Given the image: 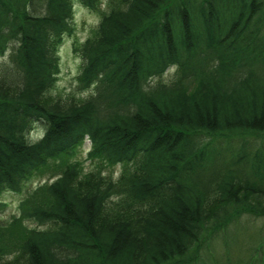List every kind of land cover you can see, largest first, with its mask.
<instances>
[{"label":"trees","instance_id":"trees-1","mask_svg":"<svg viewBox=\"0 0 264 264\" xmlns=\"http://www.w3.org/2000/svg\"><path fill=\"white\" fill-rule=\"evenodd\" d=\"M76 2L91 93L49 97ZM7 54L0 264H264V0H0Z\"/></svg>","mask_w":264,"mask_h":264},{"label":"rangeland","instance_id":"rangeland-1","mask_svg":"<svg viewBox=\"0 0 264 264\" xmlns=\"http://www.w3.org/2000/svg\"><path fill=\"white\" fill-rule=\"evenodd\" d=\"M102 3L105 0H100ZM97 8V7H96ZM105 11V6L101 4L99 8L94 11L91 10L87 6H83L78 2L75 3L73 8V18L71 19L70 23L72 24V32L68 35L63 37L62 43L59 45L57 57H59V74L57 75V81H55L54 86L46 92L47 96L57 97L59 96L62 99H83L89 96L91 91H81L77 88V75L80 72V59L78 56L74 55V45L79 43H83L86 39L91 35V30L97 27L99 24L100 12ZM9 54V52H8ZM7 55L0 57V66L2 63L7 62ZM173 75V70H169L165 72L164 76L162 77L163 80H169V78ZM41 122H35V127L32 131L29 132V138L31 141L35 142L37 139L41 137L43 134L41 131ZM217 137V135L215 136ZM89 142L86 140L85 144L83 145L82 152L86 155L89 149ZM81 162V160L79 159ZM92 165L85 162L86 170H90ZM120 167L116 166L110 172L105 170L104 173L106 176L112 175V179H116L119 175ZM45 179L43 180V182ZM52 181V180H51ZM40 182L36 181L29 185L30 188L33 186L38 185ZM21 200L20 194H15L11 192H4L0 194V202L3 203L5 206L4 208L0 209V219L2 221H7L9 217L13 214L17 213V206L19 201ZM191 257L193 255H190Z\"/></svg>","mask_w":264,"mask_h":264}]
</instances>
